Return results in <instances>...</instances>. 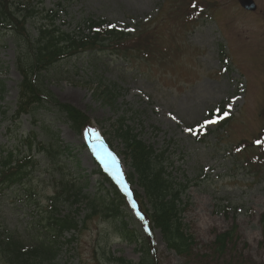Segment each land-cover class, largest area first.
Masks as SVG:
<instances>
[{"label":"rangeland","instance_id":"1","mask_svg":"<svg viewBox=\"0 0 264 264\" xmlns=\"http://www.w3.org/2000/svg\"><path fill=\"white\" fill-rule=\"evenodd\" d=\"M21 1V9L29 6L34 14L27 26L32 37L38 26L52 23L49 10L59 13L54 25L67 33L82 32L86 18L136 33L112 53L74 52L39 74L43 90L91 124L83 133L48 101L35 118L13 121L23 80L18 59L23 57L18 56L20 41L0 34V151L15 147L10 138L36 134L47 144L58 139L71 152L61 159L65 174L83 183L87 197H101L109 184L96 175L99 156L91 144L99 141L110 148L121 171L135 176L118 131L129 127L157 155L166 152V173L177 185H187L180 231L190 253L170 250L152 228L149 245L157 263L264 264V0H254L252 13L237 0ZM217 109L226 110L225 122ZM208 119L217 122L202 127ZM35 160L26 183L45 207L60 174L44 155ZM0 190V235H12L28 247L38 235L36 207L22 200L23 191ZM134 190L145 203L143 189L135 184ZM82 201L59 209L63 215L77 209L75 218L82 221L88 212ZM122 210L125 229L132 233L126 236L118 219L94 217L73 234L74 240L62 242L57 264H107L110 255L138 264L142 254L132 239L145 237V230L130 201ZM233 226L234 240L217 253V237Z\"/></svg>","mask_w":264,"mask_h":264},{"label":"trees","instance_id":"2","mask_svg":"<svg viewBox=\"0 0 264 264\" xmlns=\"http://www.w3.org/2000/svg\"><path fill=\"white\" fill-rule=\"evenodd\" d=\"M23 5L25 4L21 0H0V34H10L13 39L19 40L18 56L23 57L18 59V70L23 80L20 84L19 100L17 110L13 114V121L18 122L23 115H31L35 118L36 111L48 101L52 107L64 114L76 129L83 131L91 124L76 109L59 104L50 93L43 90V86L39 84V74L53 69L60 62L71 57L74 52L112 53L113 47L126 44L131 37L115 29H109L106 22L95 21L93 18L82 19L80 28L83 31L79 35L61 31L54 25L59 16L55 10L47 12L52 23L38 26L35 37H32L27 26L34 14L29 6L27 9L25 7L21 9ZM60 6L59 3L57 7ZM85 30L88 31L87 34ZM35 75L37 79H33ZM106 92L112 95L110 91ZM111 97L116 98L113 95ZM36 123L37 121H34V124ZM118 131L119 138L125 149L131 153L133 160L135 176L128 174V183L131 186L138 184L143 189L147 205L150 207L147 208L146 202L142 203L143 199L138 192L132 193L133 199L139 204L138 211L142 212L141 217L147 223L148 231H152V228L158 229L170 250L180 255H187L190 253L191 246L180 231L183 224L182 213L187 206L182 203L181 198L186 193L187 185L183 183L177 185L166 173L164 165L166 152L157 155L153 148L138 140V136L129 127L125 130L119 128ZM47 132L49 134V131ZM13 140L15 147L0 151V187L23 191L22 200L25 203L32 201L36 207L37 219L34 224L38 235L32 238V244L28 247L24 245L25 242L12 235H0V258L4 264H57L62 242L74 240L73 234L80 233L82 228H86L87 222L94 217L118 219L121 230L127 232L126 236L132 233L126 230L127 223L123 220L122 207L125 204V198L119 194L116 187H111L110 180L102 172L98 173L104 185L110 184L109 189H103L102 191L106 194L101 197H87L84 194L83 183L72 182L65 174L61 159L65 155H71V152L67 147H62L58 139L56 143L50 141L47 144L44 141H38V135L32 134L23 140L10 138L11 142ZM38 155H44L50 161L49 164L60 174L59 188H56L52 197L46 198L45 207L39 204V199L36 200L34 191L26 183V179L30 177L37 165L35 157ZM134 180H136L135 184ZM82 200L88 208L82 221L75 218L74 213H77V209L73 214L66 215H63L59 209L60 206L66 208L78 205ZM182 204L183 208H181ZM235 232L236 227L231 232L217 237L215 244L217 253L222 254L226 250L227 243L234 238ZM68 235L70 239H67ZM150 239L152 235L148 232L145 237L138 239L133 235L132 240H135L138 251L142 254V260L138 264H158L150 249ZM108 258L110 259L107 264H134L112 255Z\"/></svg>","mask_w":264,"mask_h":264},{"label":"bare ground","instance_id":"3","mask_svg":"<svg viewBox=\"0 0 264 264\" xmlns=\"http://www.w3.org/2000/svg\"><path fill=\"white\" fill-rule=\"evenodd\" d=\"M91 146L97 149L102 154L103 158H106L108 155V150L103 143L97 141L96 143L91 144Z\"/></svg>","mask_w":264,"mask_h":264},{"label":"snow or ice","instance_id":"4","mask_svg":"<svg viewBox=\"0 0 264 264\" xmlns=\"http://www.w3.org/2000/svg\"><path fill=\"white\" fill-rule=\"evenodd\" d=\"M193 7L195 8L196 5L194 4ZM173 119H175V117H173ZM216 122H217L216 120L208 119V120H206V121L204 122V125H202V127H204V126H206V125L214 124V123H216ZM188 131L191 132L193 135H196V134H197L196 130L188 129ZM91 133H92V130H89V134H91ZM257 143H261V142H260V141H257ZM94 151H95V149H94ZM126 190H127V189H126ZM135 206H136V205H135V202H133V207H135ZM141 219H143V217H141Z\"/></svg>","mask_w":264,"mask_h":264},{"label":"water","instance_id":"5","mask_svg":"<svg viewBox=\"0 0 264 264\" xmlns=\"http://www.w3.org/2000/svg\"><path fill=\"white\" fill-rule=\"evenodd\" d=\"M239 2L247 10H250V11H255L256 10V5L253 2V0H239Z\"/></svg>","mask_w":264,"mask_h":264}]
</instances>
